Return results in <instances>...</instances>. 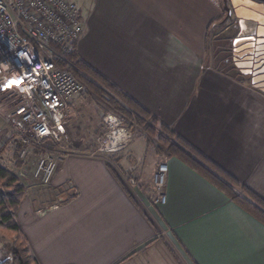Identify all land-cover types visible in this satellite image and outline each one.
I'll use <instances>...</instances> for the list:
<instances>
[{
    "label": "crops",
    "instance_id": "1",
    "mask_svg": "<svg viewBox=\"0 0 264 264\" xmlns=\"http://www.w3.org/2000/svg\"><path fill=\"white\" fill-rule=\"evenodd\" d=\"M254 4L239 9L243 20L234 11L241 6L230 5V37L210 56L208 31L222 23L223 0H86L74 48L159 124L264 198V79L242 59L264 48L236 51L242 44L230 39L264 25V3ZM73 99L64 123L71 140ZM121 155L69 154L49 180L51 195L21 200L15 220L38 264H264V224L200 174L160 158L166 200L151 205L158 163L144 181ZM112 159L123 169L118 177ZM123 175L146 202L128 195Z\"/></svg>",
    "mask_w": 264,
    "mask_h": 264
},
{
    "label": "built area",
    "instance_id": "2",
    "mask_svg": "<svg viewBox=\"0 0 264 264\" xmlns=\"http://www.w3.org/2000/svg\"><path fill=\"white\" fill-rule=\"evenodd\" d=\"M83 31L84 20L73 0H0V97H5L6 109L20 112L12 125L22 143L46 150L34 169V176L44 182L51 178L57 161L72 154L46 147L64 139L69 103L84 89L72 71L57 63ZM102 126L89 155L106 158L127 145L131 131L112 112L104 114ZM166 173L167 164L159 163L153 174L151 205L166 200ZM123 178L129 187L135 184L133 177Z\"/></svg>",
    "mask_w": 264,
    "mask_h": 264
},
{
    "label": "trees",
    "instance_id": "3",
    "mask_svg": "<svg viewBox=\"0 0 264 264\" xmlns=\"http://www.w3.org/2000/svg\"><path fill=\"white\" fill-rule=\"evenodd\" d=\"M57 63L68 68L83 83L85 91L97 95L109 109L119 114L125 126H138L149 135H156L160 145L158 152L164 157H176L200 174L239 207L264 224V198L246 187L219 165L208 159L192 144L175 135L166 125L160 124L145 108L122 92L99 72L86 64L75 48L62 56ZM110 170L118 177L115 169ZM128 195L131 192L123 184ZM25 186L19 176L0 164V225L11 232L16 240L10 245V255L1 264H38L31 255L27 241L16 220L15 213L24 198Z\"/></svg>",
    "mask_w": 264,
    "mask_h": 264
},
{
    "label": "rangeland",
    "instance_id": "4",
    "mask_svg": "<svg viewBox=\"0 0 264 264\" xmlns=\"http://www.w3.org/2000/svg\"><path fill=\"white\" fill-rule=\"evenodd\" d=\"M73 1L78 5V7L83 8L86 0ZM233 1L236 2V0ZM226 24L227 22L221 26H213L208 31L210 56H216L217 53L220 54V48H218L220 47V39H223L224 36L227 37V39L230 37L228 36L230 32L229 28L225 27ZM76 98H78L77 104L80 103L75 105V107L79 108V111L76 114L78 118H74V121L72 120L74 123L73 128H71V125L68 124L70 129L69 131L73 135H69L72 137V140L66 137L65 130L64 139L59 144H48L46 147L47 151L68 150L71 153H89L95 146L97 138L96 134H100V132L103 131L102 117L104 114L107 112L117 114L112 109L107 108L97 95L86 92L85 86L83 91L77 95L73 101H75ZM4 101L5 97L1 96L0 164L19 176L20 181L25 186L24 197L34 200V203H37L38 201H44L48 195H51L52 193V189L49 186V180L51 178L44 182L38 176H34V169L39 157L43 156L46 150L37 146H29L26 145V143H22L15 130V127L12 125V123L18 119L20 112L13 109H6L5 105L3 104ZM117 115L119 116V114ZM132 125L133 126H127L131 131L130 141L124 148L116 153L121 152L124 154L120 156L124 158V164H128L130 161L134 162V164L139 167L142 180L146 181L147 176L158 163L159 159L164 158V156L160 154L161 152H158L160 147L163 149L164 147L163 145H160L161 143L157 138V133L156 135L152 136L146 131H143L138 126H135L134 124ZM158 125H160L159 122L157 123V127ZM51 153L55 155L53 152ZM58 163L59 160L57 161L55 168L57 167ZM109 164L115 169L116 173H121V170H123L121 166L116 163L115 159L109 161ZM125 185L131 194L134 195V197L136 196L137 198L143 200V202H146L145 197H142L143 199L141 198L140 194L142 193L139 194L140 191H138L136 181L132 187H129L126 183ZM145 208L149 209V205H145ZM163 233L166 234V231L164 230ZM15 240L16 237L11 232L2 228L0 225V264L1 261L10 255V245L11 243H14Z\"/></svg>",
    "mask_w": 264,
    "mask_h": 264
},
{
    "label": "water",
    "instance_id": "5",
    "mask_svg": "<svg viewBox=\"0 0 264 264\" xmlns=\"http://www.w3.org/2000/svg\"><path fill=\"white\" fill-rule=\"evenodd\" d=\"M264 3V0H236V2H234L233 0H223V8L225 11V15L222 18V21H225L228 17L231 16V7L232 6H241L238 7V9H234L235 14L237 15V17H241L240 20H243L242 17H244L245 15H243L242 13H240L239 9H243V10H252L255 8V4L254 3ZM231 3V4H230ZM241 9V10H242ZM261 12L264 15V7L261 8ZM239 20V22H240ZM239 42H243V44L241 45V47L236 48V51L238 50H248L251 52V50H257L259 44H261L264 48V25H258L256 26V32L253 34H247V35H243V37L234 39L233 43L237 44ZM260 53V54H259ZM257 52V51H253L252 54H249L248 56L243 57L242 59L247 58L248 60H250V67L251 68H255L256 64L255 62L259 61V64L264 63V53L262 52ZM254 63V64H253ZM263 78H264V74H263Z\"/></svg>",
    "mask_w": 264,
    "mask_h": 264
},
{
    "label": "flooded vegetation",
    "instance_id": "6",
    "mask_svg": "<svg viewBox=\"0 0 264 264\" xmlns=\"http://www.w3.org/2000/svg\"><path fill=\"white\" fill-rule=\"evenodd\" d=\"M231 14H232V11H231ZM224 15H225V11H224V14L221 16V19L220 20H222V18L224 17ZM231 17V16H230ZM230 17H228L225 21H222V23L220 24V26L221 25H223L225 22H229V20H230ZM227 26V25H226ZM225 26V27H226ZM228 27V26H227ZM248 34V33H247ZM247 34H242V32H241V34H238V33H236L235 35H233L230 39H237V38H240V37H243V35L245 36V35H247ZM240 44H243V42H240ZM257 63H259V61H257V62H255V64H256V67H255V69H258V70H260V71H262V72H260L261 74H264V63H262V64H257ZM264 78H262V80H263Z\"/></svg>",
    "mask_w": 264,
    "mask_h": 264
},
{
    "label": "snow or ice",
    "instance_id": "7",
    "mask_svg": "<svg viewBox=\"0 0 264 264\" xmlns=\"http://www.w3.org/2000/svg\"><path fill=\"white\" fill-rule=\"evenodd\" d=\"M12 84H15V83H17V82H15V81H13V82H11ZM8 86H10V85H6V87H8Z\"/></svg>",
    "mask_w": 264,
    "mask_h": 264
}]
</instances>
